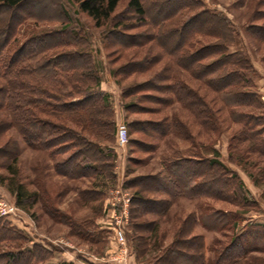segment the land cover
Listing matches in <instances>:
<instances>
[{
  "label": "rangeland",
  "instance_id": "rangeland-1",
  "mask_svg": "<svg viewBox=\"0 0 264 264\" xmlns=\"http://www.w3.org/2000/svg\"><path fill=\"white\" fill-rule=\"evenodd\" d=\"M199 1L206 10L226 17L236 39L235 44L229 46V51H241L251 62L253 72L247 76L252 80L253 86L249 89L257 95L258 108H246L243 112L260 117L264 123V43L246 35L250 25L260 24L252 20L256 9L254 5L258 0ZM50 2L51 8L46 10H35L32 4L22 8L21 12H34L43 17L24 20L18 28L16 45L19 47L30 37L34 38L33 45H43L47 41L44 36L50 33H57L58 38L63 39L70 36L77 43V47L69 46L70 49H79L90 57L100 78L97 92L107 95L104 120L108 126L100 128L106 138L103 136L104 140L95 142L96 152H89L94 163L89 161L88 165L93 171L86 170L79 174L73 162L58 169L59 163L65 162L75 151L74 148L59 146L60 151L52 154V150L49 152L26 145L14 128L7 132L5 138L10 137L16 142L17 161L13 176L0 167V221L7 228L21 233L24 240L0 243V252L37 251L39 257L36 255L32 264H154V257L164 249L160 248L161 245L168 246L173 242L181 224L184 221L188 224L189 214L198 219L201 214L207 213L205 222L210 230L197 221L198 225L193 231L204 238L207 261L214 259L216 251L236 236L246 234L250 241L256 240L252 241V247L257 250L246 264H264V249H261L264 247V157L256 152L249 139L241 135V124L234 123L225 109L216 114L215 129L201 127L190 110L175 98H171L168 104L150 101L147 99L150 95L161 94L145 90L124 99V86L143 84L162 65L153 67L143 75L117 76V69L128 63V55H143L144 50H116L118 47L108 44V39H105L111 26L96 27L92 19L78 9L75 0ZM126 5L127 0H122L114 14L130 16L131 11ZM56 6L62 10L61 15ZM9 16L7 13L6 19ZM1 21L0 27L6 20ZM171 70L174 76L184 78L201 95H206L205 87L198 81L192 80L175 66ZM213 96L209 93L206 100L210 101ZM130 103L134 107L126 111L125 105ZM5 115L6 112L1 111L0 119H4ZM162 122L167 123L166 134L157 135L158 126L156 130L151 127ZM64 123L88 137L81 127L77 128L68 121ZM263 123L256 126V131L262 132L257 136L259 140L264 137ZM122 125L127 130V140L120 145L117 143V129ZM193 154L202 159L216 158L220 161L228 170H219L220 177L227 179V187L233 181L230 173H234L242 182L237 197L232 198L228 189L225 192L222 190L228 198L226 200L211 196H180L172 200L162 217L150 214L151 206L142 204L137 218H131L134 189L130 187V182L158 173L164 175L167 160ZM3 161L0 159V162ZM62 169L74 175L63 174ZM8 178H13V193L9 190ZM19 185L27 193L35 194L34 201H30L32 204L16 203ZM220 185L217 179H212L208 189L212 192ZM140 193L143 201L168 199L154 191L144 190ZM51 209L55 212L52 213ZM148 219L158 221L156 233L147 231ZM136 223L142 226L137 229H144L143 234L134 231L133 225ZM116 224L123 230V244L115 238ZM139 235H143L149 244L145 252L143 248H138ZM157 244L160 247L157 248ZM139 252L141 256H138Z\"/></svg>",
  "mask_w": 264,
  "mask_h": 264
},
{
  "label": "trees",
  "instance_id": "trees-1",
  "mask_svg": "<svg viewBox=\"0 0 264 264\" xmlns=\"http://www.w3.org/2000/svg\"><path fill=\"white\" fill-rule=\"evenodd\" d=\"M121 1L75 0L78 9L92 19L96 27L111 26L105 39H108V44L117 46L116 50H144L143 55H128V63L117 69V76L127 78L134 74L143 75L153 67L162 65L143 84L124 86L123 98L143 90L161 94L150 95L147 98L150 101L168 104L171 98H175L190 110L201 127L210 126V130L215 129L216 114L226 109L230 119L241 124V135L249 139L256 152L264 157V137L257 139L262 132L256 131V126L263 122L260 117L243 112L246 108H258L257 95L249 89L253 86L252 80L247 76L253 72V68L244 53L229 51V46L235 44L236 39L226 17L206 10L199 0H127L126 8L131 11V15H115ZM30 4L35 10L51 8L50 0H0V22L6 20L0 27V112H6L4 119H0V159L5 160L0 162V167L13 176L17 161L16 142L5 137L14 128L30 147L52 150V154L59 152L62 146L74 148L75 151L66 161L59 163L58 169L73 162L81 174L92 170L88 162L94 161L89 152H96L95 142L106 138L100 128L108 126L104 120L107 95L97 92L100 78L90 57L79 49H70L69 46L77 47L70 36L63 39L58 38L57 33H50L44 36L48 42L43 45H33V37L26 39L19 47L16 45L19 26L25 21L43 17L34 12H21L23 7ZM161 6L164 8L160 9ZM56 7L61 15L62 10ZM254 7L252 20L260 24L250 25L246 35L264 43V0H258ZM7 13L10 14L9 19H6ZM125 20L129 23H125ZM169 39L174 41L168 42ZM172 66L198 81L205 87L206 95H201L184 78L174 76ZM209 93L214 96L207 101ZM133 107L132 103L126 104L125 110ZM232 110L235 111L232 113ZM64 121L81 127L88 137L76 132L75 127ZM166 126L167 123L162 122L161 125L153 124L151 129H157V135H165ZM164 166V175L158 173L130 182V187L134 189L131 218H137L142 204L151 206L150 214L162 217L172 200L180 196H211L226 200V189L232 198L241 191L242 182L234 173H230L233 181L227 187V179L220 177L219 170H228L216 158L202 159L193 154L186 158L169 159ZM184 171L187 172L182 174ZM61 172L74 175L67 169ZM212 179H217L221 185L210 192L208 188ZM13 182V178H8L12 193ZM17 187V204L34 201L35 194L27 193L21 185ZM144 190L154 191L168 199L143 201L140 192ZM157 207L162 208L156 210ZM51 212L55 210L51 209ZM206 216L207 213L201 214L196 219L195 215L189 214L188 224L185 221L181 224L171 244L161 247L155 245L164 249L154 257V264H246L253 258L257 250L253 249L252 244L256 240L252 242L243 234L221 247L216 251V257L207 261L204 238L193 233L198 223L210 230L205 222ZM147 221V231L156 233L158 221ZM133 227L134 231L143 234L144 229H137L141 225L136 223ZM139 236L138 248H143L145 252L149 244L143 235ZM16 240H24L21 233L7 228L0 221V243ZM36 255L37 251L0 252V264H32Z\"/></svg>",
  "mask_w": 264,
  "mask_h": 264
},
{
  "label": "built area",
  "instance_id": "built-area-1",
  "mask_svg": "<svg viewBox=\"0 0 264 264\" xmlns=\"http://www.w3.org/2000/svg\"><path fill=\"white\" fill-rule=\"evenodd\" d=\"M126 140H127V130L123 125L119 126L117 129V143L120 145H123L124 143H126ZM3 210L5 212V209H3ZM114 229H115V238L117 239V241L119 243L123 244L124 243V235H123L122 228L120 227V225L116 224V227H114Z\"/></svg>",
  "mask_w": 264,
  "mask_h": 264
}]
</instances>
